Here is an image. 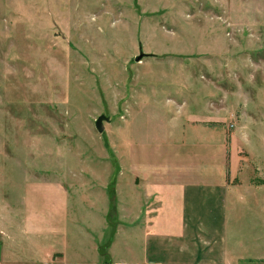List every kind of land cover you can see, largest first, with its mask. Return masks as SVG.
Here are the masks:
<instances>
[{
	"label": "rangeland",
	"instance_id": "1",
	"mask_svg": "<svg viewBox=\"0 0 264 264\" xmlns=\"http://www.w3.org/2000/svg\"><path fill=\"white\" fill-rule=\"evenodd\" d=\"M222 99L227 156L258 185L264 0H0V230L18 264H133L123 159L169 160L178 104L213 119Z\"/></svg>",
	"mask_w": 264,
	"mask_h": 264
},
{
	"label": "crops",
	"instance_id": "2",
	"mask_svg": "<svg viewBox=\"0 0 264 264\" xmlns=\"http://www.w3.org/2000/svg\"><path fill=\"white\" fill-rule=\"evenodd\" d=\"M141 61V60H140ZM218 104L226 109L225 100ZM178 104L176 132L182 135L169 160L123 159L124 226L139 231L142 254L133 264H254L264 261V174L254 184L241 160L227 155L226 121L232 113L213 118ZM223 105V106H222ZM205 133L211 144L185 138L184 131ZM189 141V142H185ZM146 150V149H145ZM144 150V152H145ZM185 150L192 151L181 156ZM180 151H182L180 153ZM211 156V157H210ZM145 164V163H144ZM109 211V210H108ZM258 213L262 228L252 227L245 216ZM128 224V225H125ZM132 246V233L128 234ZM15 243V250H13ZM18 243L0 230V264H18Z\"/></svg>",
	"mask_w": 264,
	"mask_h": 264
},
{
	"label": "water",
	"instance_id": "3",
	"mask_svg": "<svg viewBox=\"0 0 264 264\" xmlns=\"http://www.w3.org/2000/svg\"><path fill=\"white\" fill-rule=\"evenodd\" d=\"M146 55H148V53L143 51L142 46L140 47V53L139 55H137L135 57L136 61H140L143 59V57H145ZM104 121H110V117L105 115V114H101L97 117L96 121H95V126L97 128V130L102 133L105 129V124Z\"/></svg>",
	"mask_w": 264,
	"mask_h": 264
},
{
	"label": "built area",
	"instance_id": "4",
	"mask_svg": "<svg viewBox=\"0 0 264 264\" xmlns=\"http://www.w3.org/2000/svg\"><path fill=\"white\" fill-rule=\"evenodd\" d=\"M254 264H256V263H254ZM258 264H264V261H262L261 263H258Z\"/></svg>",
	"mask_w": 264,
	"mask_h": 264
}]
</instances>
